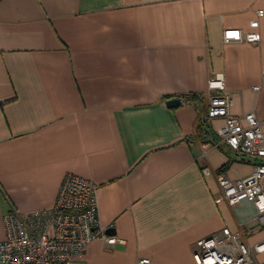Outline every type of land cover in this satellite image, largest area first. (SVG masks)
Wrapping results in <instances>:
<instances>
[{
    "label": "crops",
    "instance_id": "obj_1",
    "mask_svg": "<svg viewBox=\"0 0 264 264\" xmlns=\"http://www.w3.org/2000/svg\"><path fill=\"white\" fill-rule=\"evenodd\" d=\"M260 8L0 0V240L7 212L51 209L73 173L96 184L105 234L78 264H196V242L224 227L263 242L254 202L220 199L218 175L248 177L253 163L223 143L224 119L207 116L220 73L230 113L243 123L255 113L264 127V17L259 42L223 41L225 29L249 30ZM172 98L181 104L167 106ZM254 257L264 263V251Z\"/></svg>",
    "mask_w": 264,
    "mask_h": 264
},
{
    "label": "built area",
    "instance_id": "obj_2",
    "mask_svg": "<svg viewBox=\"0 0 264 264\" xmlns=\"http://www.w3.org/2000/svg\"><path fill=\"white\" fill-rule=\"evenodd\" d=\"M264 8L257 9L249 30L225 29L223 41H260V18ZM264 85V73L262 77ZM209 89L218 94L209 97L207 116L222 117L218 129L223 143L234 154H242L253 163L252 173L230 181L218 175L222 191L220 199L233 204L243 199L254 202L257 221L264 224V127L255 113H247L242 120L230 113L231 98L225 92L222 74L208 82ZM260 85L256 86L259 88ZM205 172H209L208 169ZM96 184L73 173L62 181L54 206L49 210L20 213L12 208L4 215L6 236L0 240V264H78L86 246L97 237H105L98 217ZM243 231L222 229L221 236L204 237L196 242V264H264L254 254L264 251V241L249 244ZM108 238V241H113ZM136 264H151L149 257H141Z\"/></svg>",
    "mask_w": 264,
    "mask_h": 264
},
{
    "label": "water",
    "instance_id": "obj_3",
    "mask_svg": "<svg viewBox=\"0 0 264 264\" xmlns=\"http://www.w3.org/2000/svg\"><path fill=\"white\" fill-rule=\"evenodd\" d=\"M167 106L169 107H176L181 104V100L179 98H172L166 101ZM112 232V229H107L106 233Z\"/></svg>",
    "mask_w": 264,
    "mask_h": 264
}]
</instances>
